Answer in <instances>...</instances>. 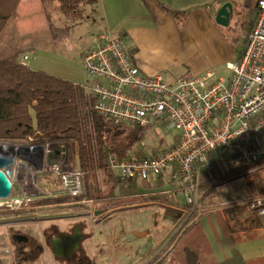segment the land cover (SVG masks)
<instances>
[{
    "label": "built area",
    "instance_id": "2783aa9c",
    "mask_svg": "<svg viewBox=\"0 0 264 264\" xmlns=\"http://www.w3.org/2000/svg\"><path fill=\"white\" fill-rule=\"evenodd\" d=\"M256 6L253 26L243 33L241 55L225 65L229 72L226 78H214L216 72L212 71L173 77L171 82L161 73L144 75L133 62L124 38L108 32H101L81 55L86 80L81 87L92 96L96 115L119 127L142 129L157 122L178 133L168 150L145 158L119 159L107 146L106 167L117 181H148L173 167L169 189L149 197L157 200L170 196L175 201L179 194L186 207L196 210L199 172L217 151L230 172L243 170L239 181H261L264 146L252 139L264 134V0ZM26 60L21 58L22 65ZM0 148L3 152L16 150L10 196L0 207L31 211L38 208L34 203L39 199L59 195L77 198L83 193L85 174L69 160V142L0 141ZM241 202H246L247 212L264 218L263 196H250ZM81 210L71 213L85 212ZM86 212L91 222L98 224L93 209Z\"/></svg>",
    "mask_w": 264,
    "mask_h": 264
},
{
    "label": "trees",
    "instance_id": "16d2710c",
    "mask_svg": "<svg viewBox=\"0 0 264 264\" xmlns=\"http://www.w3.org/2000/svg\"><path fill=\"white\" fill-rule=\"evenodd\" d=\"M21 0H0V34L8 21L17 17V8ZM46 18L52 40L62 39L67 33L56 28L52 22V13H59L65 23L76 24L86 21V9L94 6L97 0H39ZM183 29L182 22L187 13L172 12ZM249 12L236 15L235 26L241 24V29H250L247 19ZM180 19H182L180 21ZM253 20H251L252 23ZM235 29H229L233 34ZM232 44L238 39L232 37ZM93 98L90 93L79 85L33 71L21 63V52H14L0 58V141H24L28 136L35 142L64 140L70 143L73 150L75 167L85 174L83 193L77 198L59 195L54 198L38 200L41 206H52L56 209H81L85 205H69L77 201L96 202L101 200L94 196L101 189L98 179L104 177L113 186L121 188V195L114 194V189L107 197L133 196L137 185L135 182L121 183L106 167L107 146H111L119 159H125L133 147L140 143L148 129L124 128L115 126L111 121L96 115L92 109ZM209 179L201 176L199 188L203 197L213 199V186L223 182L239 179L243 170L226 172L222 159L208 160ZM161 184V183H160ZM257 193L264 197V186L257 187ZM102 198V199H103ZM116 199V198H114ZM113 199V200H114ZM226 198V201H230ZM109 210V204L101 206ZM6 208L5 206L1 209ZM182 212L167 211L173 229L155 251L146 256V264H165L172 256L177 264H264V258L254 261H243L236 251V245L242 241L251 240L254 230L262 225V218L246 210V202H235L223 208L228 231L224 235L230 249V258L221 263L211 259V251L198 227L199 211L183 207ZM253 235V236H252ZM256 236V234H255ZM171 261V262H172Z\"/></svg>",
    "mask_w": 264,
    "mask_h": 264
},
{
    "label": "rangeland",
    "instance_id": "374dc122",
    "mask_svg": "<svg viewBox=\"0 0 264 264\" xmlns=\"http://www.w3.org/2000/svg\"><path fill=\"white\" fill-rule=\"evenodd\" d=\"M17 12L19 13L18 17L8 23V32L2 33L0 36V58L14 52H21V58L24 56L28 58L25 65L32 70H40L76 84L85 83L81 55L88 47L94 45L97 34L103 28L95 26L88 15H86L88 20L85 22L67 24L59 13L54 12L51 16L53 24L56 28L63 29L67 34L62 39L53 41L42 5L37 7L24 0ZM250 21L251 18L247 19V24ZM243 31L241 24L238 23L232 36L238 39V42L234 43L236 44V53L241 52ZM177 134L176 131L169 130L164 124L152 123L142 141L133 147L128 156L131 159H137L165 151L174 144ZM252 141L254 144L262 146L264 135H258ZM72 152L73 150L70 149V161L75 159ZM258 183L264 184V181L256 180L250 183L229 181L219 186L215 192V201L208 204V211L220 210L219 204L224 201L223 198L227 195L232 200L255 196L254 193L257 189L255 187ZM97 184L101 189L98 194H94L97 198L107 197L111 188H115L113 190L115 195H121V188L113 186L112 182L104 177L100 176ZM102 198L98 202H94V206L97 211L104 214V208L100 209L99 207L103 203L102 201H106L108 198ZM182 200L179 197V201ZM2 202L4 201L1 200L0 203ZM108 204V209H114L111 211L110 219L102 221L100 225L93 224L89 219L86 211L91 210L92 206L88 203L83 204L85 208L81 209L85 212L80 214L71 213L75 209H56L41 206L38 202L34 203V206L38 208L31 211L16 212L7 208L1 209L0 264H131L139 258L142 252L154 245L155 240H158L157 235L162 230H167L170 226L163 218L161 208L142 207L139 200L127 202L122 199L111 201ZM69 205L72 204L67 206ZM132 207L135 208L132 209ZM115 208L125 210L117 213L118 210ZM213 223L214 215L211 214L199 221V227L211 242H214L210 234V225ZM262 223L264 225V218ZM71 225L82 227L84 238L80 241L79 248L68 256L54 257L51 249L49 252L48 239L52 236L48 229L51 226L65 229ZM143 232L147 236L139 239L137 235ZM112 233L116 237L108 241L107 237ZM12 235L23 236L27 243L21 246L16 245L12 241ZM110 246L114 248L108 252Z\"/></svg>",
    "mask_w": 264,
    "mask_h": 264
},
{
    "label": "crops",
    "instance_id": "0c3cea01",
    "mask_svg": "<svg viewBox=\"0 0 264 264\" xmlns=\"http://www.w3.org/2000/svg\"><path fill=\"white\" fill-rule=\"evenodd\" d=\"M27 1L29 4L32 3L37 7L41 6L40 1L38 0ZM258 1L260 0H97V3L94 6L86 9V15L89 16V19H91L95 26L97 25L103 28V30H100L101 32H108L112 36L124 38V41L131 49L133 62L138 66L144 75L152 76L156 73H161L165 81L171 82L173 77H180L183 75L185 78L189 76L194 77L202 75L207 71H212L216 72L214 78H226L229 76V72L226 71L225 65L227 63L234 62L241 55V52L236 53L235 45L232 44L231 39L233 34L229 31V29H236V15L241 12H249V14H252L251 20L253 21L252 23L250 21L249 24L250 26H253ZM23 2L24 0L20 1L17 10ZM226 3L230 4L232 7V16L230 17L228 27L222 28L215 24L214 16L217 9ZM87 11L89 12L88 14ZM173 11L187 13L185 20L182 22L183 29L181 30L178 26L177 20L172 14ZM18 15L19 13L17 12V17ZM87 20L88 19L86 18V21ZM181 20L182 19H180V21ZM8 23L2 31L3 34L8 32ZM246 30L247 29H244V31ZM101 32H99V34ZM99 34H97L96 39ZM22 36H24V34H22ZM92 46L93 45L90 47ZM26 59L27 62L28 58L26 57ZM224 73L226 74L224 75ZM166 78L170 80H167ZM66 81L79 86L84 85V83L76 84L70 80ZM154 124H157V122H154ZM176 140L177 136L175 137L174 142ZM262 146H264V144ZM162 152L152 153L149 156ZM212 155L214 156L215 161L220 158L222 159L224 169L228 172L229 168L222 153L217 151L210 156ZM127 158H129V156H127ZM209 165L210 162L207 161L205 167L198 175L196 202L198 206L197 210L201 215L198 219V227L201 218L209 217L210 214L214 215V223L210 225V234L215 243L209 240L208 236L200 227L199 229L205 237L208 247L210 248L212 261L221 263L231 256L227 241L224 239V235L228 229L225 223L223 208L227 205L219 206L221 209L217 211H208V204L211 201H215V192L218 187L228 182H223L220 185L217 184L213 186V199L208 197L204 198L203 192L200 191L199 184L201 176H204L206 180L209 179ZM173 173L174 168L169 167L158 178H150L148 181H134L137 185L134 195L128 197L124 196L120 199L126 200L127 202H130V200H139L142 207L147 206L151 209L161 208L163 210V218L170 225L167 230H162L157 235L158 240H155L154 245L142 252L139 258L134 260L131 264H146V256L155 251L167 237V234L171 232L173 224L170 220V216L167 214V211L173 210L184 213L183 207L186 206L184 205L183 200L179 201V197L182 199L179 194H176L175 201L170 196L165 197L164 199H158V201L149 197V194L168 190L172 181ZM261 177V180L264 181V172H262ZM233 181L239 182V179L231 180L230 182ZM261 185L264 186V184L258 183L257 187ZM254 194H258L257 189ZM117 198L118 197H113L114 200L112 198H108L106 201H102L103 203L101 206L104 205V203L106 204L111 201H116L118 200ZM226 198H230V196H225L223 198L224 201L221 204L241 202V200L238 201L239 199L226 201ZM88 204H91L94 214L98 217L99 225L102 221L108 218L110 219L111 211H113L114 208L105 211L104 214H101L96 210L94 202H88ZM128 204L133 205L132 203ZM101 206L99 207L100 209ZM133 208L135 207H132V209ZM124 210L125 209L118 210L117 213L123 212ZM80 235L84 236L82 231L80 232ZM253 235L254 237L251 240L242 241L240 244L236 245V251L243 261H254L264 258L263 223L258 230H254ZM145 236L147 235L144 232L137 235L139 239H143ZM115 237V234L112 233L107 237V240L111 241V239H114ZM113 248L114 247L112 246L108 247V252ZM171 261L172 256H169L165 264H177L174 260L172 262ZM204 262L206 264L209 263L207 259H205Z\"/></svg>",
    "mask_w": 264,
    "mask_h": 264
},
{
    "label": "water",
    "instance_id": "95a60500",
    "mask_svg": "<svg viewBox=\"0 0 264 264\" xmlns=\"http://www.w3.org/2000/svg\"><path fill=\"white\" fill-rule=\"evenodd\" d=\"M232 16V7L226 3L221 5L214 16V22L217 26L227 28L230 17ZM23 139H29L28 136H23ZM16 150L9 148L7 152H3L0 148V201L6 200L10 196L11 184L9 178L14 167ZM26 241L25 238H23ZM81 237L75 233L72 237H61V240L52 241L51 251L54 257H59L62 253L67 256L78 247Z\"/></svg>",
    "mask_w": 264,
    "mask_h": 264
},
{
    "label": "flooded vegetation",
    "instance_id": "af4514ba",
    "mask_svg": "<svg viewBox=\"0 0 264 264\" xmlns=\"http://www.w3.org/2000/svg\"><path fill=\"white\" fill-rule=\"evenodd\" d=\"M48 230H49V232L51 233V236H52V237H50L48 239L49 252H50V249H51V243H52V241H55V240L59 241V240H61V237H72L75 233H78V235L81 237V241L84 238V236H81L80 235V232L82 231V227L79 226V225H71V226L66 227L65 229L64 228L60 229L58 227L51 226V228L48 229ZM11 238H12V241L16 245H19V246H21L22 244L27 243V240L24 241L23 240L24 237L21 236V235H12ZM79 244H80V242H79ZM79 244H78V247L76 249L79 248ZM60 257H64V254L62 253L57 258H60Z\"/></svg>",
    "mask_w": 264,
    "mask_h": 264
},
{
    "label": "bare ground",
    "instance_id": "6f19581e",
    "mask_svg": "<svg viewBox=\"0 0 264 264\" xmlns=\"http://www.w3.org/2000/svg\"><path fill=\"white\" fill-rule=\"evenodd\" d=\"M149 200V199H148ZM153 200V199H152ZM156 200V199H155ZM151 201V200H150ZM157 201H158V199H157ZM153 202V201H152Z\"/></svg>",
    "mask_w": 264,
    "mask_h": 264
}]
</instances>
